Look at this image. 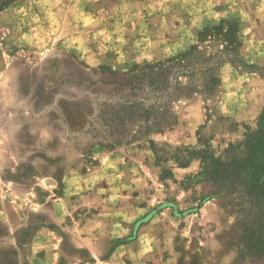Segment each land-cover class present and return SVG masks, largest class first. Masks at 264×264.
<instances>
[{
  "label": "rangeland",
  "instance_id": "374dc122",
  "mask_svg": "<svg viewBox=\"0 0 264 264\" xmlns=\"http://www.w3.org/2000/svg\"><path fill=\"white\" fill-rule=\"evenodd\" d=\"M199 2L0 0V264H264L245 250L246 205L208 197L197 157L183 166L145 141L106 144L91 124L122 74L155 63L144 54L163 55L179 32L159 12L173 7L178 22ZM216 2L190 45L217 55L235 22L243 63L221 64L212 98L176 104V124L151 135L171 151L200 136L224 157L264 113V0Z\"/></svg>",
  "mask_w": 264,
  "mask_h": 264
},
{
  "label": "trees",
  "instance_id": "16d2710c",
  "mask_svg": "<svg viewBox=\"0 0 264 264\" xmlns=\"http://www.w3.org/2000/svg\"><path fill=\"white\" fill-rule=\"evenodd\" d=\"M213 24V23H211ZM206 27L199 32L204 39L214 32L224 31L225 46L220 53L205 56L197 46L155 63L136 66L122 74V82L108 101L104 102L107 114L92 119L106 135V144L145 141L158 159H175L186 166L197 157L200 170L197 176L210 186L208 197L235 193L236 199L246 205L245 250L264 254V113L257 127L249 129L236 144H230L225 156H216L209 140L199 136L197 147L174 149L167 144L157 145L152 134L161 133L176 124L174 107L194 97L212 98L219 87V68L227 59L242 58L237 52V23ZM234 50L230 51V46ZM234 51V52H233ZM101 111V109H100ZM135 126L132 132L129 127ZM183 153V155L177 152Z\"/></svg>",
  "mask_w": 264,
  "mask_h": 264
},
{
  "label": "crops",
  "instance_id": "0c3cea01",
  "mask_svg": "<svg viewBox=\"0 0 264 264\" xmlns=\"http://www.w3.org/2000/svg\"><path fill=\"white\" fill-rule=\"evenodd\" d=\"M216 1L217 0H204L203 4L199 2L197 6L193 8V10L191 11L186 10L187 14H184L186 13L184 10L179 9L181 12L180 16L182 19L179 20L178 22L170 21L171 18L168 17L170 14H173L174 12L173 7L168 9L165 8V10L159 12L160 13L159 17H161V20L166 19V20H162L165 21L164 23V25H166V27L164 28L165 31L171 34V32H174L176 29L177 32L178 31L179 32L177 33V35L173 33L171 34L172 36L168 35V37L167 35H164L165 40H162L163 51H164L163 55L159 57H155L153 55L154 52L153 53L146 52V54H144L145 60L157 61L161 58L173 56L176 53L186 49L191 43H193L195 38L194 35L195 31L199 30L200 27H202V25L211 24L216 21L215 18L217 13L213 9L214 8L213 6H215V4L217 3ZM254 41L255 40H253V42L251 43L252 47H254ZM87 58L91 59L93 57L88 56Z\"/></svg>",
  "mask_w": 264,
  "mask_h": 264
}]
</instances>
